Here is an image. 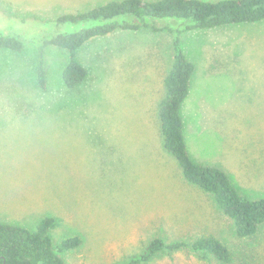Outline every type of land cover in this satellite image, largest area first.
Listing matches in <instances>:
<instances>
[{
    "label": "rangeland",
    "instance_id": "obj_1",
    "mask_svg": "<svg viewBox=\"0 0 264 264\" xmlns=\"http://www.w3.org/2000/svg\"><path fill=\"white\" fill-rule=\"evenodd\" d=\"M105 1L0 0V31L29 38L23 51H0V220L33 230L57 218L55 246L80 239L62 254L66 264H129L156 238L203 235L229 248L231 264H264V225L239 237L165 147L160 103L174 62L166 30L89 41L77 53L88 76L76 89L62 78L69 51L50 46L47 87L39 86L33 20ZM168 24L179 21L158 22ZM183 46L196 65L182 109L190 155L264 197V21L188 31ZM141 264L224 263L187 246Z\"/></svg>",
    "mask_w": 264,
    "mask_h": 264
},
{
    "label": "trees",
    "instance_id": "obj_2",
    "mask_svg": "<svg viewBox=\"0 0 264 264\" xmlns=\"http://www.w3.org/2000/svg\"><path fill=\"white\" fill-rule=\"evenodd\" d=\"M170 18L177 19L179 25H158L159 21ZM260 21H264V0H107L58 17L36 18L33 24L37 34L30 36L38 49L36 79L41 88L47 87L46 51L50 46L69 51L62 78L69 89H76L88 76L77 53L89 41L118 31L166 30L172 37L174 62L165 77L166 92L160 103L165 147L181 165L188 183L213 196L220 210L231 219L236 234L253 237L264 225V197L251 198L241 193L223 168L197 162L190 155L182 109L190 94L196 65L185 52L183 35L196 29ZM13 29L8 33L0 31V51L19 52L25 48L29 38ZM57 224V218L46 217L32 230L0 220V264H66L62 254L77 247L80 239L66 238L55 246L50 231ZM187 246L204 258L214 257L224 264L233 262L225 244L213 235H203L191 243L156 238L129 264H141L156 254Z\"/></svg>",
    "mask_w": 264,
    "mask_h": 264
}]
</instances>
